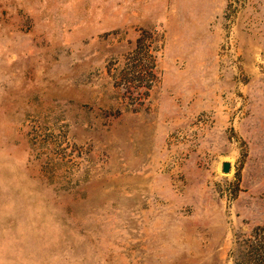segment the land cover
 Listing matches in <instances>:
<instances>
[{"label": "rangeland", "instance_id": "obj_1", "mask_svg": "<svg viewBox=\"0 0 264 264\" xmlns=\"http://www.w3.org/2000/svg\"><path fill=\"white\" fill-rule=\"evenodd\" d=\"M0 264H264V0H0Z\"/></svg>", "mask_w": 264, "mask_h": 264}, {"label": "water", "instance_id": "obj_2", "mask_svg": "<svg viewBox=\"0 0 264 264\" xmlns=\"http://www.w3.org/2000/svg\"><path fill=\"white\" fill-rule=\"evenodd\" d=\"M230 170V163L229 162H223L222 163V171L228 172Z\"/></svg>", "mask_w": 264, "mask_h": 264}]
</instances>
